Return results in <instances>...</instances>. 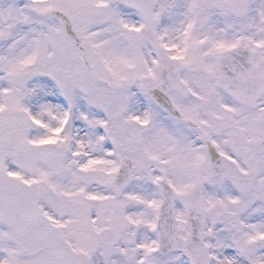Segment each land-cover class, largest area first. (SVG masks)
Instances as JSON below:
<instances>
[{
    "label": "snow or ice",
    "instance_id": "obj_1",
    "mask_svg": "<svg viewBox=\"0 0 264 264\" xmlns=\"http://www.w3.org/2000/svg\"><path fill=\"white\" fill-rule=\"evenodd\" d=\"M0 264H264V0H0Z\"/></svg>",
    "mask_w": 264,
    "mask_h": 264
}]
</instances>
